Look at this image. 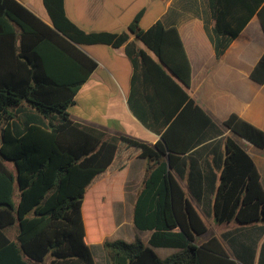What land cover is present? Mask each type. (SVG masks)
Returning <instances> with one entry per match:
<instances>
[{"label": "trees", "instance_id": "1", "mask_svg": "<svg viewBox=\"0 0 264 264\" xmlns=\"http://www.w3.org/2000/svg\"><path fill=\"white\" fill-rule=\"evenodd\" d=\"M43 4L48 23L17 0H0V264H44L47 255L45 264H96L95 243L110 264H241L215 234L195 242L207 225L175 174L181 175V154L214 122L188 93L191 64L178 29L159 20L140 28L141 9L126 31L88 32L67 17L64 0ZM207 4L217 59L253 15L264 33V0ZM83 44L124 46L132 66L127 104L160 135L155 143L128 134L107 138L71 118L75 95L97 66ZM249 76L264 83V52ZM223 125L231 134L224 138L212 216L218 223H264V188L239 141L264 150V131L235 113ZM135 157L145 166L131 219L149 232L147 243L139 234L131 241L108 238L112 204L123 199ZM154 247L177 250L161 258ZM244 250L253 255L251 247ZM257 264H264V241Z\"/></svg>", "mask_w": 264, "mask_h": 264}, {"label": "crops", "instance_id": "2", "mask_svg": "<svg viewBox=\"0 0 264 264\" xmlns=\"http://www.w3.org/2000/svg\"><path fill=\"white\" fill-rule=\"evenodd\" d=\"M17 1L43 21L49 22L43 0ZM150 6L154 7L153 13L145 24L139 22L140 27L146 29L159 20L166 27L175 26L178 29L191 64L188 93L214 121L201 142L181 154L182 162L178 164L181 175L175 173L203 219L204 216L211 218L214 188L223 162L224 138L231 134L223 122L235 113L264 131V83H258L249 76L264 52V33L257 15H253L217 59L213 47V20L207 0H64L67 17L88 32L126 31L135 14L141 9L148 10ZM80 47L96 60L97 66L75 95L73 106L79 97L81 102L86 103V108L72 112L71 106V118L107 138L128 134L155 143L160 135L147 129L127 104L132 66L124 46L83 44ZM239 141L252 158L264 188V150L243 138ZM144 166L143 158L131 159L122 186L123 199L112 204V211L114 204H121L126 195L133 204L142 182ZM118 211L116 218L120 217ZM139 232L136 231V234ZM148 237L149 232L143 238L144 243H147ZM218 237L230 256L241 264H245L243 259L250 257L252 264H257L264 241V223L235 226L224 230ZM244 246L251 247L253 255L250 251L247 253ZM158 248L168 247H154L161 258L169 255L165 251L158 253Z\"/></svg>", "mask_w": 264, "mask_h": 264}, {"label": "rangeland", "instance_id": "3", "mask_svg": "<svg viewBox=\"0 0 264 264\" xmlns=\"http://www.w3.org/2000/svg\"><path fill=\"white\" fill-rule=\"evenodd\" d=\"M153 8L154 7L150 6L148 10H146V9L144 10L143 16L140 20V22H142V25L145 22V20L148 17H150L151 14L153 13ZM147 22H148V20H147ZM139 26H140V24H139ZM76 101H77L76 105L71 108L72 112H78L79 108L82 110H84L86 108V106H85L86 103L81 102L79 97L77 98ZM54 119H57L56 115H55ZM18 123H20V122H18ZM8 165L11 167V169H13V166L10 162H8ZM127 196L128 195H126V199H124V201L121 204L115 203L113 206L114 218L117 217V215L119 213L118 210H120V217L115 219L114 230L112 231V233L108 237L110 240L122 239L125 241H131L132 236L134 237V235L136 234V231H138V229L132 223V219H131L132 204L130 203ZM204 220H205L206 225H207V231L201 235H196V237H195L196 243L202 242L203 240H205L206 238H208L209 236H211L213 234L218 236L226 229H231L235 226L246 225V224H238V223H235L234 221H231L229 223H218L214 220L213 216H211V218L204 216ZM139 231H140L139 235L142 237V239L146 238V235L148 234V232L141 231V230H139ZM122 232H124V234H125L124 236L118 235V234H121ZM90 248H91V251H92V254H93V257H94L96 264H110L101 243L91 244ZM170 250L171 249H168V248H158V253L162 254L163 251H165L166 253L171 254V253L176 251V250H171V251ZM165 255H167V254H165ZM50 258H51V256L47 255L45 257L44 264L46 262H48L50 260Z\"/></svg>", "mask_w": 264, "mask_h": 264}, {"label": "water", "instance_id": "4", "mask_svg": "<svg viewBox=\"0 0 264 264\" xmlns=\"http://www.w3.org/2000/svg\"><path fill=\"white\" fill-rule=\"evenodd\" d=\"M168 69V68H167ZM169 71V70H168ZM170 72V71H169ZM168 152L166 151V154H167Z\"/></svg>", "mask_w": 264, "mask_h": 264}]
</instances>
